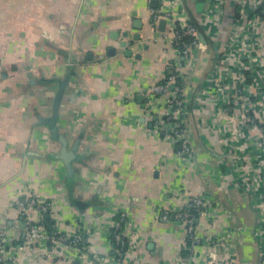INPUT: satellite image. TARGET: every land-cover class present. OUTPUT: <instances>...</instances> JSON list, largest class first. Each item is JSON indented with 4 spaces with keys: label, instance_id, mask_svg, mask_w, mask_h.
Wrapping results in <instances>:
<instances>
[{
    "label": "crops",
    "instance_id": "crops-1",
    "mask_svg": "<svg viewBox=\"0 0 264 264\" xmlns=\"http://www.w3.org/2000/svg\"><path fill=\"white\" fill-rule=\"evenodd\" d=\"M236 9L235 0L222 1L220 16L210 0H0V231L13 264H230L233 255L236 264H257L260 217L236 157L256 160L259 148L239 117L233 125L243 134L231 133L211 80L217 66L228 75L235 69L234 32H250L248 16L240 27ZM186 21L202 37L183 57L171 32ZM123 41L131 45L121 47ZM174 69L186 75L191 160L156 128L166 123V97L148 93ZM65 76L57 125L68 149L79 140L71 174L56 157L60 142L41 123ZM197 195L206 200L196 228L203 238L224 235L223 259L200 244L182 261L185 228L169 214ZM30 196L53 204L43 214L46 230L80 234L86 252L69 240L25 245L17 201ZM30 216L37 222L40 213ZM115 230L128 242L121 255L111 241Z\"/></svg>",
    "mask_w": 264,
    "mask_h": 264
},
{
    "label": "built area",
    "instance_id": "built-area-1",
    "mask_svg": "<svg viewBox=\"0 0 264 264\" xmlns=\"http://www.w3.org/2000/svg\"><path fill=\"white\" fill-rule=\"evenodd\" d=\"M222 1L210 0L211 7L217 10L216 16L221 14ZM235 3L236 8H238L236 9L237 20L241 21L239 26L243 27V22L248 16V26L245 27H248L250 32H234L229 51L235 52L232 58L235 69L231 75H228L223 67L217 66L211 80L214 81L216 89L220 92V97L217 98L220 102L219 114L229 125L231 133L235 135L243 134L238 126L233 125L234 119H237L235 117H239L241 125L248 126V129L254 133L256 145L259 148L256 160L241 156L240 160L236 157V161L244 167L245 174L250 176L246 177L249 178L250 192L254 197L255 206L260 217L257 264H264V0H235ZM153 14L154 18L162 16L155 11ZM163 14L168 16L169 12ZM233 26L234 30L239 27L237 23ZM171 34L176 51L183 57L188 56L192 48L201 44L198 28L193 23L187 21L177 23ZM185 81V73L182 74L180 70L174 69L166 76L164 81L152 84L148 93L150 99H156L157 96L166 97L164 101L166 123L165 125L160 123L156 128L158 131L171 136L177 142L181 156L191 160L193 158L191 133L185 125L186 106L182 98L183 87H181V84H184ZM172 82L175 85L171 90L170 84ZM204 200L206 199L201 195L194 196L185 208L169 214L180 221L185 228L186 240L189 241L188 254L182 257V261L185 263L192 259L196 248L200 244L213 247L210 254L212 258L215 257V253L220 254L222 251L218 248L220 240L213 243L210 235L203 238L196 228L198 217H195L194 212L201 213L205 204ZM18 201L17 209L25 223L23 233L25 245H31L42 238H49L54 244L69 240L70 245L77 249L80 254L86 252L88 247L80 234L74 233L70 237H65L64 235H57L55 231L50 233L46 230L43 225V214L50 215L53 209V204L49 199L30 196ZM34 210L39 211L40 218L37 222L32 223L30 213ZM169 215L165 213L162 217L167 219ZM121 221H125L124 214L121 215ZM118 232L119 230L113 232L114 238L119 242L121 248L127 247L128 242ZM122 252L119 251V255ZM219 258L223 259L224 257L219 256ZM13 261L14 256L7 253L5 234L2 230L0 231V264H13ZM116 264H125L124 259L116 260Z\"/></svg>",
    "mask_w": 264,
    "mask_h": 264
},
{
    "label": "water",
    "instance_id": "water-1",
    "mask_svg": "<svg viewBox=\"0 0 264 264\" xmlns=\"http://www.w3.org/2000/svg\"><path fill=\"white\" fill-rule=\"evenodd\" d=\"M163 23H164V20H161L160 24L163 25ZM133 26L136 28H140L141 27L140 20H138V19L135 20ZM123 36L126 37L127 32H124ZM201 37L202 36L200 35V38ZM132 39L138 40L139 35L135 34ZM129 45H131V41H123L120 43L121 47L129 46ZM124 54L129 56V55H131V52L129 50H125ZM67 82H68V76H65L62 80H60L58 90L56 91V93L53 97L52 107H51V115L48 116L47 118H42L41 123L46 125L51 132V136L60 142V151H59V154L56 155V157L63 160V162L66 164V168L69 171V174H71L72 173L71 162L73 160H75V158H76L75 151L77 149L79 140H75L74 144L70 147V149H68L67 148V140H66L64 135L59 133L58 125H57V121L59 118V107H60V103H61L62 97H63L65 89H66ZM235 258H236L235 255L231 256V259L233 261L230 262V264H236V262L234 261ZM222 264H226V263L223 262Z\"/></svg>",
    "mask_w": 264,
    "mask_h": 264
},
{
    "label": "trees",
    "instance_id": "trees-1",
    "mask_svg": "<svg viewBox=\"0 0 264 264\" xmlns=\"http://www.w3.org/2000/svg\"><path fill=\"white\" fill-rule=\"evenodd\" d=\"M198 31H199V30H198ZM170 73H171V70H167V74H170ZM192 212H194V211H192ZM194 214H195V217H196V216H197V217L199 216V213H198V212H194ZM48 220H49V221H48ZM45 222H49V223H50V219H49V218H48V219L45 218ZM111 241H112V243L114 244V247L120 249V252H122V251L125 249V246H124L123 248L120 247V244H119V242L114 238L113 233H112ZM184 247H186V248H183V249H182L181 254H183V255L185 256V255L188 254L187 247H189V241H187L186 238H185ZM256 255H257V251H256ZM256 258H257V257H256Z\"/></svg>",
    "mask_w": 264,
    "mask_h": 264
},
{
    "label": "rangeland",
    "instance_id": "rangeland-1",
    "mask_svg": "<svg viewBox=\"0 0 264 264\" xmlns=\"http://www.w3.org/2000/svg\"><path fill=\"white\" fill-rule=\"evenodd\" d=\"M224 235L223 234H220V236L219 237H212L211 238V241L213 242V243H216V242H218V240H219V238H222ZM221 242V241H220ZM241 252H242V248H240V249H236L235 251H234V253L235 254H241ZM221 253V255H223V253L222 252H220ZM219 256V253H215V257H214V259L215 258H217Z\"/></svg>",
    "mask_w": 264,
    "mask_h": 264
}]
</instances>
